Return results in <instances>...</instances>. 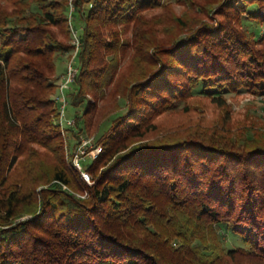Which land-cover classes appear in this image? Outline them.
Listing matches in <instances>:
<instances>
[{
  "label": "trees",
  "instance_id": "obj_1",
  "mask_svg": "<svg viewBox=\"0 0 264 264\" xmlns=\"http://www.w3.org/2000/svg\"><path fill=\"white\" fill-rule=\"evenodd\" d=\"M171 1L74 0L89 184L56 99L68 0H0V264H264V129L148 135L188 98L264 95V0Z\"/></svg>",
  "mask_w": 264,
  "mask_h": 264
},
{
  "label": "rangeland",
  "instance_id": "obj_2",
  "mask_svg": "<svg viewBox=\"0 0 264 264\" xmlns=\"http://www.w3.org/2000/svg\"><path fill=\"white\" fill-rule=\"evenodd\" d=\"M164 2L174 3L171 0H163ZM171 1V2H170ZM73 6V7H72ZM73 8L72 24L74 28L78 31V34H82L83 24L79 18V13L75 7L74 0H68V11ZM185 6L181 3H175L173 5V11L177 14H182L185 11ZM160 9H155L149 14L159 12ZM68 12V13H69ZM251 23H248V26ZM253 24V23H252ZM264 32V29H263ZM73 35H70L69 42L73 45L72 40ZM73 46L65 54H60L56 59V71L57 76H60L66 72L68 63L70 61V56L72 54ZM74 65L79 67L80 60L79 56L74 59ZM59 82V81H58ZM73 82L69 84L73 87ZM58 90V88H57ZM202 93V92H200ZM67 98V107L65 111L66 118L76 119L77 112L81 115L84 112V107L75 106L69 100L68 91H65ZM226 96V104L224 106H219L213 103L210 98L205 96H196L188 98L185 102L190 105L188 110L183 109V104L176 109L165 112L157 117V128L148 133L149 136H156L157 134H169L178 131H184L185 129H195L197 131L207 130L210 135L220 134L224 129L228 128L233 133L237 131L246 132L249 128H260L264 129V95H256L244 88H241L238 92H224ZM84 119H80L78 125L76 124L74 128L69 127L67 130V137L69 146L73 149L76 141V132L80 129L79 127H84ZM79 126V127H78ZM87 134V130L83 131ZM90 135L98 134L94 132H89ZM251 136V132L248 133ZM93 161L92 158L87 157L82 161L84 168ZM93 180V179H92ZM29 216L24 214L22 217ZM221 234L224 236L226 244L228 246H236L237 244L244 245L245 242L239 238V241L235 242L233 238L228 233L221 228Z\"/></svg>",
  "mask_w": 264,
  "mask_h": 264
},
{
  "label": "built area",
  "instance_id": "obj_3",
  "mask_svg": "<svg viewBox=\"0 0 264 264\" xmlns=\"http://www.w3.org/2000/svg\"><path fill=\"white\" fill-rule=\"evenodd\" d=\"M73 7V6H72ZM70 8L69 12V18H70V27H71V33L73 35V50L72 54L70 56V61L68 63V67L65 73H63L60 76L59 82H58V90L56 99L58 102L59 107V122L62 126L64 135L67 137V129L69 127L74 128L76 125V119H70L66 118L65 111L67 107V98H66V87L72 83L75 82L76 76L79 71V67L74 65V59L77 56L80 46H81V37L78 34V31L74 28L72 24V16H73V8ZM76 134V141L74 144L73 149L70 148L68 145L67 154L69 155L72 166L79 171L81 178L86 181L89 184L93 183L92 175L87 170V168H84L82 165V161L85 160L87 157H90L92 159H95L98 157V155L102 152L103 146L100 142H98L97 137L93 134H83L79 130ZM78 195L85 196L86 192L81 194L77 192Z\"/></svg>",
  "mask_w": 264,
  "mask_h": 264
}]
</instances>
